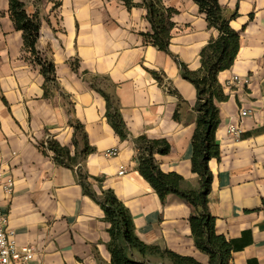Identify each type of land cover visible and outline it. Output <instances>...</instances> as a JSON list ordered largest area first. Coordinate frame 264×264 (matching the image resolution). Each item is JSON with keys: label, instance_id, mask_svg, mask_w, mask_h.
Returning a JSON list of instances; mask_svg holds the SVG:
<instances>
[{"label": "crops", "instance_id": "crops-1", "mask_svg": "<svg viewBox=\"0 0 264 264\" xmlns=\"http://www.w3.org/2000/svg\"><path fill=\"white\" fill-rule=\"evenodd\" d=\"M20 1L29 15L38 13L37 51L55 70L53 80L43 73L11 17L10 0H0V181L14 180L11 193L0 186V198L18 243L35 250L27 264H113L111 223L83 181L98 197L115 193L145 244L209 264L193 237L192 206L173 193L161 199L140 172L136 139L167 140L170 151L154 155L159 167L181 175L183 188H199L192 168L198 94L181 65L198 71L219 31L194 0H164L177 13L162 51L145 39L151 25L143 7L129 9L121 0ZM219 3L226 17L237 13L231 27L240 40L234 64L218 75L225 98L217 101L220 156L209 161V209L216 233L240 246L230 264H264V0ZM235 76L249 82H233ZM107 96L125 136L113 127ZM242 109L249 114L236 139L228 127L240 122ZM77 123L91 153L82 152ZM48 140L78 161L58 163L42 146ZM112 149L116 155L107 154ZM127 252L138 262L173 264L154 252L131 246Z\"/></svg>", "mask_w": 264, "mask_h": 264}, {"label": "trees", "instance_id": "trees-1", "mask_svg": "<svg viewBox=\"0 0 264 264\" xmlns=\"http://www.w3.org/2000/svg\"><path fill=\"white\" fill-rule=\"evenodd\" d=\"M129 9L140 6L147 10V20L151 32L145 34V39L162 51H168L174 23L173 16L177 11L167 7L164 0H121ZM206 15L210 27L219 31V37L211 41L201 53V68L192 72L181 65L183 77L194 83L197 88L195 109L198 112L196 129L193 136L192 168L200 177L198 189L183 188V177L175 172L166 173L161 170L155 160V153H167L171 146L165 139H149L142 135L136 139L139 168L141 174L153 185L161 199L173 193L181 196L192 206L190 224L197 247L208 254L209 264H230L233 251L239 249L235 240H227L216 233L215 218L209 209V193L211 190L212 173L209 161L220 156V148L216 142V130L220 123L217 101L225 98L223 88L218 81V75L234 64L239 51V34L232 29L231 21L237 17L234 13L226 17L219 0H194ZM10 14L18 30L23 32L25 47L36 56L43 67V73L51 80L54 79V65L44 60L37 51V42L41 29L38 13L29 15L25 5L20 0H10ZM109 118L116 131L125 136L126 125L117 108H113L112 100L107 96ZM113 108V109H112ZM76 130L82 132L84 140L83 154L93 151L87 143L82 125L77 123ZM47 143V144H46ZM42 144L54 152V159L63 165L76 163L79 156L71 157L69 148L61 146L54 140ZM81 178L83 174H80ZM85 178V177H84ZM85 192L101 203L107 221L111 223L110 231L113 236L111 243L113 264H147L133 260L127 252V246L136 248L141 253L154 252L161 257H168L173 264H201L195 258L183 256L158 246L147 245L135 234L132 215L115 193L108 189L98 197L83 181Z\"/></svg>", "mask_w": 264, "mask_h": 264}, {"label": "built area", "instance_id": "built-area-1", "mask_svg": "<svg viewBox=\"0 0 264 264\" xmlns=\"http://www.w3.org/2000/svg\"><path fill=\"white\" fill-rule=\"evenodd\" d=\"M233 82L248 83V80H241L238 76L233 78ZM249 114V111L242 109L240 112V122L231 123L228 132L236 139L242 138L243 128L241 126L242 118ZM108 155H116L117 149L107 152ZM126 168L120 167L119 174H124ZM0 186L8 193L14 190V180L9 178L6 181H0ZM35 250L31 245H20L17 240L16 232L8 226V217L3 208L0 198V264H27L33 259Z\"/></svg>", "mask_w": 264, "mask_h": 264}]
</instances>
